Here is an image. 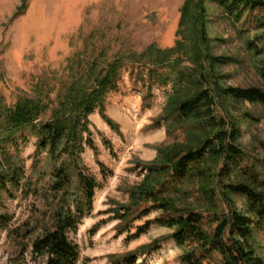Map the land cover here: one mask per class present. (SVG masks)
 Listing matches in <instances>:
<instances>
[{"label": "trees", "instance_id": "trees-1", "mask_svg": "<svg viewBox=\"0 0 264 264\" xmlns=\"http://www.w3.org/2000/svg\"><path fill=\"white\" fill-rule=\"evenodd\" d=\"M202 1L197 0L198 10ZM212 1L234 24L244 22L252 31H264V0ZM202 17L196 18L201 22ZM204 32H199L203 49ZM249 49L260 53L253 41ZM180 53L189 60L190 51L182 42L169 50L153 44L141 53L119 52L111 61L107 50L91 62L76 63L79 74L55 102L49 97H23L6 106L0 97V240L7 233L17 247L9 264L80 263L74 236L93 214L100 187L84 162L87 149L98 155L90 116L98 110L114 127L105 105L129 67L133 68L130 78L150 96L155 85L173 84L162 120L170 136L182 130L189 138L185 145L160 148L157 159L141 167L147 172L141 184L129 189L130 204L111 211L122 224L120 232L159 211L160 217L136 227L127 240H136L157 225L173 231L170 240L177 246L192 247L182 257L185 264H203L215 253L221 264H264L254 248L255 230L264 229V178L256 165H245L242 130L218 114L225 100L264 107V90L222 88L212 65L205 69L201 64L194 69L182 65L177 71L169 62ZM207 56L203 53L200 62L206 64ZM192 57L193 61L197 56ZM32 139L36 152L29 173L21 154ZM99 165L105 178L113 174ZM235 197L245 201V213L238 210ZM191 199L198 205L189 203ZM18 200L29 205V217L13 227L15 217L5 202ZM157 247L154 243L146 251ZM113 263L136 264L137 257L129 255Z\"/></svg>", "mask_w": 264, "mask_h": 264}, {"label": "rangeland", "instance_id": "rangeland-1", "mask_svg": "<svg viewBox=\"0 0 264 264\" xmlns=\"http://www.w3.org/2000/svg\"><path fill=\"white\" fill-rule=\"evenodd\" d=\"M199 14H203L202 23L196 18ZM240 30L248 34L240 35ZM201 31H205L204 49L200 47ZM251 41L260 53L249 49ZM178 42L187 44L190 55L189 60L184 53L170 60L169 66L177 71L183 66L194 69L201 64L205 69L212 65L222 88L264 90V31H252L244 22L234 24L212 0H203L200 10L197 0H0V97L6 106L23 97H49L55 102L79 74L78 62H91L107 50L109 61L119 52L141 53L153 44L169 50ZM203 53L209 55L206 64L200 62ZM192 56L197 59L192 61ZM211 57L228 63H214L217 61ZM132 69L123 72L118 91L109 95L105 105L114 127L98 110L90 116L98 155L87 149L84 162L100 187L93 214L74 236L81 250L79 264H114V259L129 255L137 257L136 264H185L182 257L193 250L177 246L170 240L173 231L157 225L140 238L127 240L136 227L160 217L159 211L135 221L123 233L121 222L111 213L130 204L129 189L141 184L147 172L141 167L154 162L160 148L185 145L189 138L182 130L170 136L162 120L172 99L173 84L155 85L150 96L130 78ZM165 71L172 72L171 68ZM223 104L218 114L242 130L240 147L245 165H256L264 178V107L226 100ZM35 144L36 139H32L21 154L29 173ZM99 163L113 174L105 178ZM189 189L195 191V187ZM234 200L245 213V201ZM191 202L198 205L194 199ZM5 205L15 217L13 227L29 217L26 203L6 201ZM154 243L158 247L146 251ZM254 248L264 258V229L255 230ZM16 251V245L3 233L0 264H9ZM203 264H221V257L215 253Z\"/></svg>", "mask_w": 264, "mask_h": 264}]
</instances>
